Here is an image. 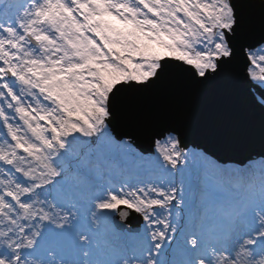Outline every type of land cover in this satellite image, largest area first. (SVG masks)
Instances as JSON below:
<instances>
[{"label":"snow or ice","instance_id":"snow-or-ice-1","mask_svg":"<svg viewBox=\"0 0 264 264\" xmlns=\"http://www.w3.org/2000/svg\"><path fill=\"white\" fill-rule=\"evenodd\" d=\"M212 90L259 160L126 120ZM0 264H264V0H0Z\"/></svg>","mask_w":264,"mask_h":264},{"label":"water","instance_id":"water-1","mask_svg":"<svg viewBox=\"0 0 264 264\" xmlns=\"http://www.w3.org/2000/svg\"><path fill=\"white\" fill-rule=\"evenodd\" d=\"M183 121L189 146L215 154L220 162L244 164L259 157L258 116L244 110L226 91L212 90L177 107L172 101L149 98L143 108L126 118L128 121L175 119ZM140 144L147 147L141 138ZM148 154V153H145Z\"/></svg>","mask_w":264,"mask_h":264},{"label":"rangeland","instance_id":"rangeland-1","mask_svg":"<svg viewBox=\"0 0 264 264\" xmlns=\"http://www.w3.org/2000/svg\"><path fill=\"white\" fill-rule=\"evenodd\" d=\"M190 147H192V148H196V147H193V146H190ZM197 150H200V149H198V148H196ZM145 155H147V154H145ZM255 160H259V157H255L254 158ZM249 161H247L246 163H248ZM222 163H224V162H222ZM225 163H229V164H232L233 166H241V164H238V163H235V162H225ZM245 163V164H246Z\"/></svg>","mask_w":264,"mask_h":264},{"label":"bare ground","instance_id":"bare-ground-1","mask_svg":"<svg viewBox=\"0 0 264 264\" xmlns=\"http://www.w3.org/2000/svg\"><path fill=\"white\" fill-rule=\"evenodd\" d=\"M255 157H256V156H255ZM255 157H254V158H255ZM254 158H253V159H254Z\"/></svg>","mask_w":264,"mask_h":264}]
</instances>
